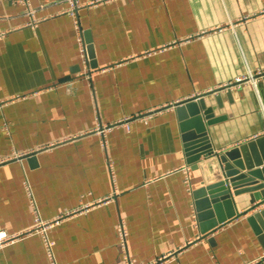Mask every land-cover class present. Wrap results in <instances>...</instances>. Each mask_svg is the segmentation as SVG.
Here are the masks:
<instances>
[{
  "label": "crops",
  "instance_id": "1",
  "mask_svg": "<svg viewBox=\"0 0 264 264\" xmlns=\"http://www.w3.org/2000/svg\"><path fill=\"white\" fill-rule=\"evenodd\" d=\"M78 2L0 0V230L34 225L27 181L59 264H264V0ZM197 129L258 182L233 203L187 162ZM0 264L50 263L33 232Z\"/></svg>",
  "mask_w": 264,
  "mask_h": 264
},
{
  "label": "water",
  "instance_id": "2",
  "mask_svg": "<svg viewBox=\"0 0 264 264\" xmlns=\"http://www.w3.org/2000/svg\"><path fill=\"white\" fill-rule=\"evenodd\" d=\"M206 135L207 132L203 129H197L196 132L190 131L189 134H187L184 146V148H186L187 162L188 164L190 163L192 168L196 169L199 166L204 171V179L208 184L205 190L211 195V199L216 201L217 194H219L222 199H229L228 201L232 202L233 199H235L232 197V191L242 188V184H257L258 182L254 181L252 171L248 174L241 173V169L244 165L240 160L235 161L236 165L228 162L226 156L231 157L232 153L224 155L223 153L214 151L209 142H207ZM237 193L238 192H236V194ZM253 197L255 198L253 200L254 204L245 212L264 203V197H262L261 194L255 193ZM216 207H218V205ZM236 215H238V213H235L234 216ZM219 219L222 220L220 224L225 223L223 218L220 217ZM220 224L216 221V223H214V228L218 227ZM206 230L208 229L202 227L203 233H206Z\"/></svg>",
  "mask_w": 264,
  "mask_h": 264
},
{
  "label": "built area",
  "instance_id": "3",
  "mask_svg": "<svg viewBox=\"0 0 264 264\" xmlns=\"http://www.w3.org/2000/svg\"><path fill=\"white\" fill-rule=\"evenodd\" d=\"M23 2V4L26 5V9H27V13L30 15H33V9L31 7V0H21ZM69 3V7L67 9V12L69 14H76V10L79 6H81L78 2V0H66ZM83 48V47H82ZM85 51V48H83V52ZM85 53V52H84ZM250 79H252L254 81V83L256 84V77L253 74H250L249 76ZM248 78V79H249ZM244 81L243 78H237V82H242ZM126 121V120H125ZM119 124H123L125 126L128 125V122H124L123 120L118 121L116 123H111L110 125L107 126H98L95 130L98 133H101L102 135H105V131L116 126ZM185 171V177H184V183H186L187 189H189V191H191L190 188V182H189V172L187 169L184 170ZM26 187H28V194H29V201L30 204L32 205L33 208V215H34V225H32L31 227H27L26 229L17 231V232H11L8 233L5 230H0V247L16 240L17 238H20L24 235H27L29 233H33V232H38L41 236V238L43 239V245H44V250L45 253L48 257L49 263L50 264H59L58 259H57V255L55 254V241L49 236L48 234V230L51 226H53L55 224V222L60 221V218L58 219H54L51 221L48 220H42L41 216H40V212H39V207L38 204L35 201V198L33 196L32 193V189L31 187H29V184L27 181H25ZM195 224H197V221L195 220ZM117 233L118 236L120 238V244L124 250V252L126 253V241H127V231L125 228L124 223L121 221L117 227ZM126 259L128 264L132 263V259H130V256L128 255V253H126ZM264 261V258L263 260ZM257 261H246L243 262L242 264H255Z\"/></svg>",
  "mask_w": 264,
  "mask_h": 264
}]
</instances>
